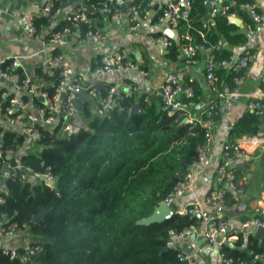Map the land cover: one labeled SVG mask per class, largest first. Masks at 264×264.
<instances>
[{
  "label": "trees",
  "instance_id": "trees-1",
  "mask_svg": "<svg viewBox=\"0 0 264 264\" xmlns=\"http://www.w3.org/2000/svg\"><path fill=\"white\" fill-rule=\"evenodd\" d=\"M68 1L56 0L53 9ZM99 1L84 2L90 7ZM193 4L188 33L194 43H199L200 18L206 13V6L204 0H193ZM238 14L243 15L240 11ZM48 22L39 17L34 23L39 29ZM67 24L62 21L52 31ZM78 26L83 33L86 24L80 22ZM206 37L211 42L223 40V47L216 54L218 59L232 56V50L224 43L232 46L246 41L243 29L224 15L216 17ZM176 41L171 40L167 47L168 56L178 53L183 40ZM9 62L5 60L1 67ZM10 71L20 73L19 68ZM222 71L224 68L216 73ZM43 79L56 80L45 75ZM45 90L51 95L50 87ZM143 98L144 94L137 100L138 110L131 113L128 108L132 98L121 100L120 105L102 114L93 113L92 103L85 100L79 108L84 121L75 122L78 128L74 133L62 135L58 126L50 131L37 124L42 137L36 148L28 152L20 147L24 136L17 128L0 124L4 158L0 157V174L2 161H8L36 171L48 168L53 176L51 187L31 177L22 181L21 169L0 177V220L5 227L26 225L29 247H38L31 264H180L177 253L181 249L177 245L166 247V242L170 233L178 234L191 224L199 226V218L174 212L161 221L140 220L153 213L175 180L188 170L203 136L197 125L190 129V124L182 123L179 113L167 116L155 101ZM34 101L42 104L38 98ZM262 120L245 112L231 127L230 138L257 134ZM8 148L15 153L6 158L4 151ZM225 201L231 210L233 194L226 187ZM42 209L49 211L34 222L33 215ZM241 243L243 248L239 247ZM24 251L17 249L18 254ZM222 251L233 259L232 264H264V235L255 237L249 233L243 239L239 233L234 241L222 244ZM0 264L22 263L19 257L9 258L0 248Z\"/></svg>",
  "mask_w": 264,
  "mask_h": 264
},
{
  "label": "built area",
  "instance_id": "built-area-1",
  "mask_svg": "<svg viewBox=\"0 0 264 264\" xmlns=\"http://www.w3.org/2000/svg\"><path fill=\"white\" fill-rule=\"evenodd\" d=\"M56 0H43L38 9H28L20 16L19 20L22 24L24 33L29 38L39 39V29L35 25V19L45 17L48 20L53 19L57 15V10L53 9ZM84 1V0H77ZM206 13L200 18L201 29L199 31L201 41L194 43L192 37L188 33L191 26V11L194 8L193 0H100L91 5V12H100L110 16L111 19L117 21L125 12L129 29H140L142 22L147 18V12L152 10L154 6L158 7L156 15V24L161 27V32L150 37L153 44H158L163 48H167L171 44L170 37L164 30L178 32V29H185L178 33L183 42L179 45V50L187 63L195 64L201 54L205 55L204 79L213 94V98L207 105L198 109V115L193 118V125L198 126L202 132L203 140L196 145V156L191 162L188 170L179 176L173 183L170 190L165 194L156 208L165 205L169 208L174 200L183 195L188 183L192 177L193 171L201 170L210 165V153L214 135V114L224 112L228 105L238 97H247L246 107L248 111L259 117H264V104L262 97L264 93L260 90L251 93H244L241 85L244 76L241 70L249 65L256 58L253 50L245 49L236 56V61L231 64L233 56L228 59H218L216 57L223 47V40L217 39L211 42L207 39V32L214 26L215 19L218 15H224L227 20L241 19L238 11L245 14L248 20H240L242 26L248 34H253L259 28L264 27V12L254 1L249 0H204ZM87 10L84 5H80L71 9L66 15L68 24L61 29L49 32L45 41L40 40L43 47L46 43L59 44L64 42L72 33L80 22L86 24L83 32L85 39L98 42L104 39L103 33L94 29L90 24V18L87 17ZM7 60V59H5ZM4 60V61H5ZM10 62L6 67H1L4 61L0 62V124L3 126H19L18 132L22 134L31 145L37 144L42 137L41 130L37 127L36 118L41 119L43 123L52 124L51 127H44L52 131L56 126L62 135L74 133L77 130V124L74 117L77 112L75 103L78 100V92H85L87 99L93 100L92 111L96 114H102L115 105H120L123 99L131 98L137 91V87L125 84V88L117 91L114 86H107L105 94L99 93L97 83H84L81 77L70 66L66 57L62 53L54 51L45 52L43 63L40 68V74L37 78L42 83L45 80L43 75L55 77L56 80L49 79V85L41 87L33 77L26 71L21 64L19 57L13 56L9 58ZM141 63L130 61L125 58L123 52L102 55L98 66L94 72L97 77L116 72L136 71L141 76L146 77L147 72L144 71ZM19 68L20 73L10 71V69ZM220 68H226L230 71L228 81L221 80L216 71ZM264 79V68L261 73ZM39 86V87H38ZM47 87L52 89L49 95ZM161 93V109L167 116L175 113L184 116L190 107L197 104L196 94L191 86L183 90L176 74L169 73L166 75L162 85ZM38 98L42 104L36 103L34 99ZM150 98V92L144 94V101ZM4 105V106H3ZM33 108L34 110H31ZM264 126V123H263ZM264 146V135H244L236 141L226 142L222 146V158L215 168V187L205 197L204 206L199 203H193L179 210L181 215L197 216L201 222V226L191 224L184 227L178 234L170 233L166 242V247H173L175 240L183 235H192L197 239L204 241L208 245H216L218 247L217 264H232L231 257H225L222 251V244L237 238L239 231L230 230L229 219L225 216L223 210H226L225 187L232 191L234 204L238 205L239 198L245 192L249 178L243 173H239L235 169L238 162L249 158V148L257 149ZM12 148L4 151L6 158L14 154ZM0 157L4 160L2 151ZM3 168L0 174H15L17 169L22 170L21 180L27 181L29 177L42 181L45 185L51 187L53 184V176L48 168L42 171H36L28 166L20 164H11L8 161H2ZM225 186V187H224ZM0 201L2 199L0 198ZM206 206V207H205ZM257 226H263L264 223L256 222ZM26 225L21 227L12 224L5 227L0 220V235H8L15 231H20ZM191 249L195 248V243H190ZM240 248L244 244H240ZM38 247L26 249L23 253L18 254L17 249L1 248L2 253L13 258L19 257L22 264H31L30 250L36 251ZM180 264L184 260L187 264H197L191 252L187 253L180 250L177 253ZM257 257V256H255Z\"/></svg>",
  "mask_w": 264,
  "mask_h": 264
},
{
  "label": "crops",
  "instance_id": "crops-1",
  "mask_svg": "<svg viewBox=\"0 0 264 264\" xmlns=\"http://www.w3.org/2000/svg\"><path fill=\"white\" fill-rule=\"evenodd\" d=\"M84 1L70 0L65 3L61 2L60 6L56 9L57 15L49 20L47 25L39 26V39H36L25 35L19 18L28 9H38L43 0H0V62L13 56L19 57L21 64L33 77L35 82L41 87H46L49 85V80L41 83L37 78V70L42 66L45 52L56 50L66 57L70 66L81 77L84 83L95 82L99 84V88H97L99 93L104 91L107 86H114L117 91L125 88V84L136 86L137 91L131 98L137 106L139 97L142 94H146V92H150V99L155 101L156 106L160 107L161 93L158 90L161 89L160 86L166 75L174 73L177 75L183 90L191 86L197 96V104L190 107L181 119L182 123L190 124L191 129L194 126L192 123L193 118L198 115L199 107L207 105L213 98V94L203 75L205 55L201 54L195 64H190L182 57L179 46L177 49L178 53L171 57L167 55V48L153 44L150 41L151 36L160 33L162 30L156 24L157 6H154L152 10L147 12V18L143 20L140 29L132 30L129 29L125 12H123L119 20L115 21L110 16L100 12L92 13V4L90 7H87ZM249 1L257 3L259 9L264 12V0ZM80 5L88 8L87 17L91 15L89 17L90 24L94 29L103 33L104 39L98 42L85 39L83 33H80L78 26L75 28L74 33L64 42L53 45L46 43L42 47L40 40L45 41L49 32L55 29L62 21H66V15L71 9ZM238 16L243 21L247 19L244 13L243 15L238 14ZM241 19H238V23L234 24L239 29H243L246 41L232 46H227L224 43V46L232 50L233 58L240 55L245 49L255 51L256 58L241 70L244 76L241 90L244 93H251L256 90L264 93V79L261 76L264 68V27L259 28L253 34H248L242 26ZM181 29H178L177 33L168 30H164V32L170 37V40L178 41V33L185 30L181 31ZM119 52H123L125 58L130 61L141 63L140 66L147 72V76L143 77L136 71H127L97 77L94 70L98 66L101 56ZM219 77L221 80L226 81V78H230V71L224 68V71L220 72ZM85 100H89L93 105V100L87 99L85 95L81 97L79 102L82 103ZM247 101V97H238L231 101L224 112L213 115L215 130L210 153V165L201 170L193 171L183 195L174 200L171 206L172 213H178L183 207L193 203L205 205V197L215 187V168L222 158L223 144L236 141L238 138L244 136L241 135L231 139L229 131L237 120L248 111L246 107ZM262 102L264 104V96L262 97ZM31 110L34 109L31 108ZM79 110L74 117V122L77 123L84 121L80 116ZM261 119H263L261 121V130L257 134L264 135V117H261ZM12 127L17 128V130L19 129L18 125ZM20 147L23 152H28L33 148V145L24 137V144ZM28 148L30 149L28 150ZM235 169L249 178V184L238 201V204H244V209L242 212H236L235 208L237 206H235L231 210H226L231 211V214L228 215L230 230L239 231L243 239H245L249 233L254 234L256 229L254 224L256 222L264 223V146L257 149L250 147L249 158L236 163ZM0 188H2V185ZM158 212L159 209L155 208L149 217L143 218L140 221L142 223L152 222ZM201 225L202 222L200 220L199 226ZM192 242L195 243V248L191 249V254L197 264H217L218 247L216 245H208L192 235H183L177 238L175 245L186 252L188 245ZM0 248L29 249L25 230L15 231L8 235H0Z\"/></svg>",
  "mask_w": 264,
  "mask_h": 264
},
{
  "label": "water",
  "instance_id": "water-1",
  "mask_svg": "<svg viewBox=\"0 0 264 264\" xmlns=\"http://www.w3.org/2000/svg\"><path fill=\"white\" fill-rule=\"evenodd\" d=\"M230 22L238 23V19H230ZM235 61H236V57L233 58L231 64H233ZM96 86H97V88H99V84H97ZM158 92H159V93H162V90L159 89ZM78 94H79V95H78V100H77L76 103H75V107H76V110H77V111H78L79 108H80V102H79V100L81 99V97H82L83 95H85V92L82 91V90H80V91L78 92ZM85 96H86V95H85ZM135 110H138V106H137L136 103H132L131 106L128 108V113H131V112H133V111H135ZM36 122H37L38 124H42L44 127H51V126H52V124H50V123H43V122L41 121V119H39V118H36ZM1 185H2V181H0V187H1ZM158 209H159V212H158V214L154 217V219H153L154 221H161V220H163L164 218H167V217H169V216L172 214V210H171V208H169V207H167V206H165V205H162V204H161V206H160ZM243 209H244V204H243V203H239V204L237 205V207L235 208V211H236V212H239V211L242 212ZM48 211H49V209H42V210H40V211L37 212L35 215H33L32 220H33L34 222H38V221H40V220L42 219V217H43ZM223 212H224L225 214H228V215L231 214V211H230V210H223ZM140 222H141V221H140ZM152 222H153V221H152ZM141 223H142V222H141ZM263 235H264V227H263V226H257L256 229H255V232H254V236H255V237H261V236H263ZM186 252H187V253L191 252V247H190V245H188V247H187V249H186ZM35 253H36V251H34V250H30L31 258L34 257ZM182 264H187V261L184 260V261L182 262Z\"/></svg>",
  "mask_w": 264,
  "mask_h": 264
},
{
  "label": "rangeland",
  "instance_id": "rangeland-1",
  "mask_svg": "<svg viewBox=\"0 0 264 264\" xmlns=\"http://www.w3.org/2000/svg\"><path fill=\"white\" fill-rule=\"evenodd\" d=\"M15 129H16V128H15ZM26 143H27V142H26ZM36 145H37V144H34L33 147H35ZM35 148H36V147H35ZM35 148H34V149H35ZM29 149H30V148H28V150H29ZM28 150H26V151H28ZM30 150H32V149H30ZM22 230H25V229L23 228V229H21V231H22Z\"/></svg>",
  "mask_w": 264,
  "mask_h": 264
},
{
  "label": "bare ground",
  "instance_id": "bare-ground-1",
  "mask_svg": "<svg viewBox=\"0 0 264 264\" xmlns=\"http://www.w3.org/2000/svg\"><path fill=\"white\" fill-rule=\"evenodd\" d=\"M257 218H259V217H257Z\"/></svg>",
  "mask_w": 264,
  "mask_h": 264
}]
</instances>
